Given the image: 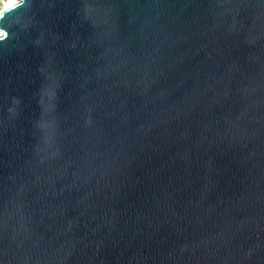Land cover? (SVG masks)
<instances>
[{"label": "water", "instance_id": "1", "mask_svg": "<svg viewBox=\"0 0 264 264\" xmlns=\"http://www.w3.org/2000/svg\"><path fill=\"white\" fill-rule=\"evenodd\" d=\"M0 31V264H264V0H22Z\"/></svg>", "mask_w": 264, "mask_h": 264}, {"label": "clouds", "instance_id": "2", "mask_svg": "<svg viewBox=\"0 0 264 264\" xmlns=\"http://www.w3.org/2000/svg\"><path fill=\"white\" fill-rule=\"evenodd\" d=\"M19 3H22V0H0V12Z\"/></svg>", "mask_w": 264, "mask_h": 264}, {"label": "bare ground", "instance_id": "3", "mask_svg": "<svg viewBox=\"0 0 264 264\" xmlns=\"http://www.w3.org/2000/svg\"><path fill=\"white\" fill-rule=\"evenodd\" d=\"M2 12H0V14H1ZM0 34H1V31H0Z\"/></svg>", "mask_w": 264, "mask_h": 264}]
</instances>
